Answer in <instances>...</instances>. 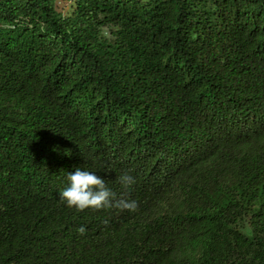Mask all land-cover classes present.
I'll use <instances>...</instances> for the list:
<instances>
[{
    "label": "trees",
    "instance_id": "trees-1",
    "mask_svg": "<svg viewBox=\"0 0 264 264\" xmlns=\"http://www.w3.org/2000/svg\"><path fill=\"white\" fill-rule=\"evenodd\" d=\"M0 264H264V0H0Z\"/></svg>",
    "mask_w": 264,
    "mask_h": 264
},
{
    "label": "clouds",
    "instance_id": "clouds-1",
    "mask_svg": "<svg viewBox=\"0 0 264 264\" xmlns=\"http://www.w3.org/2000/svg\"><path fill=\"white\" fill-rule=\"evenodd\" d=\"M68 187L60 193V198L66 202L67 207L74 208L78 212L86 209H119L135 211L138 207L136 201L117 199L105 180L95 173L76 167L67 176ZM135 178L128 173L119 177V183L124 188H130L135 184ZM80 235H84L86 229L81 226L77 229Z\"/></svg>",
    "mask_w": 264,
    "mask_h": 264
}]
</instances>
